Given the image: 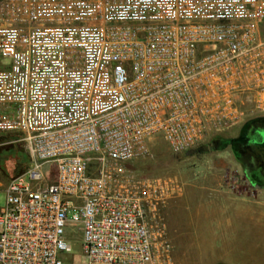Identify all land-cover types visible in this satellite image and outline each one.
<instances>
[{
    "label": "built area",
    "instance_id": "obj_1",
    "mask_svg": "<svg viewBox=\"0 0 264 264\" xmlns=\"http://www.w3.org/2000/svg\"><path fill=\"white\" fill-rule=\"evenodd\" d=\"M0 17V133L28 157L0 264H172L179 186L126 165L264 116V0H3Z\"/></svg>",
    "mask_w": 264,
    "mask_h": 264
},
{
    "label": "rangeland",
    "instance_id": "obj_2",
    "mask_svg": "<svg viewBox=\"0 0 264 264\" xmlns=\"http://www.w3.org/2000/svg\"><path fill=\"white\" fill-rule=\"evenodd\" d=\"M238 130L220 137L232 138ZM20 139L17 133H0V211L6 184L20 174L9 154L16 150L26 156ZM198 148L174 154L156 137L148 144L147 154L126 165L138 178H172L179 186L178 195L160 211L172 247V264H264V190L245 182L229 149ZM71 248L75 260L81 261L79 243L72 241Z\"/></svg>",
    "mask_w": 264,
    "mask_h": 264
},
{
    "label": "flooded vegetation",
    "instance_id": "obj_3",
    "mask_svg": "<svg viewBox=\"0 0 264 264\" xmlns=\"http://www.w3.org/2000/svg\"><path fill=\"white\" fill-rule=\"evenodd\" d=\"M208 149H229L245 182L253 189L264 190V116L249 120L232 138L214 137L198 151Z\"/></svg>",
    "mask_w": 264,
    "mask_h": 264
},
{
    "label": "trees",
    "instance_id": "obj_4",
    "mask_svg": "<svg viewBox=\"0 0 264 264\" xmlns=\"http://www.w3.org/2000/svg\"><path fill=\"white\" fill-rule=\"evenodd\" d=\"M217 137H219V136H217ZM207 144H203V145H200V146H197V147H201V146H204V145H207ZM9 158H10V161L13 163V165H14L13 168H15L17 173L20 170V174L18 173V175L16 177L20 176L21 174H23L26 171V169L28 167V157H27V155L23 156L22 154H19L16 150H12L10 152V154H9Z\"/></svg>",
    "mask_w": 264,
    "mask_h": 264
},
{
    "label": "water",
    "instance_id": "obj_5",
    "mask_svg": "<svg viewBox=\"0 0 264 264\" xmlns=\"http://www.w3.org/2000/svg\"><path fill=\"white\" fill-rule=\"evenodd\" d=\"M250 180L253 182V179L252 178H250Z\"/></svg>",
    "mask_w": 264,
    "mask_h": 264
}]
</instances>
